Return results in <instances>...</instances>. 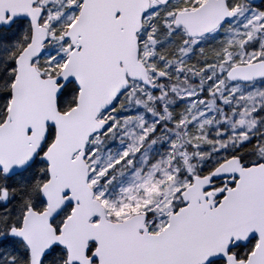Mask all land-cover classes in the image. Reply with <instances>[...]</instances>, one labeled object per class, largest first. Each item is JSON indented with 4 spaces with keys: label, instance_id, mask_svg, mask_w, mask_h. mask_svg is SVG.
Returning <instances> with one entry per match:
<instances>
[{
    "label": "snow or ice",
    "instance_id": "6c2138e0",
    "mask_svg": "<svg viewBox=\"0 0 264 264\" xmlns=\"http://www.w3.org/2000/svg\"><path fill=\"white\" fill-rule=\"evenodd\" d=\"M0 264H264V0H0Z\"/></svg>",
    "mask_w": 264,
    "mask_h": 264
}]
</instances>
